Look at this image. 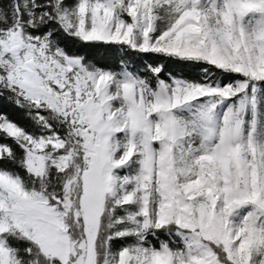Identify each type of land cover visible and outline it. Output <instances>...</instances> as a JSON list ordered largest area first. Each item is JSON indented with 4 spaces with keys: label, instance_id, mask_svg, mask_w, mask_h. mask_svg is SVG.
I'll return each instance as SVG.
<instances>
[{
    "label": "snow or ice",
    "instance_id": "obj_1",
    "mask_svg": "<svg viewBox=\"0 0 264 264\" xmlns=\"http://www.w3.org/2000/svg\"><path fill=\"white\" fill-rule=\"evenodd\" d=\"M0 264H264V0H0Z\"/></svg>",
    "mask_w": 264,
    "mask_h": 264
}]
</instances>
